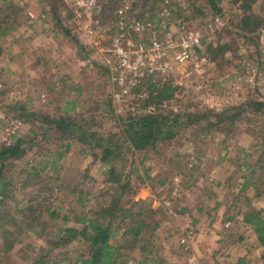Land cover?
Returning <instances> with one entry per match:
<instances>
[{"label": "rangeland", "instance_id": "rangeland-1", "mask_svg": "<svg viewBox=\"0 0 264 264\" xmlns=\"http://www.w3.org/2000/svg\"><path fill=\"white\" fill-rule=\"evenodd\" d=\"M141 1L144 2L143 0H130V3ZM150 1L146 0L145 2L152 6ZM254 1V4L251 5L252 10L244 13L246 11L243 6L246 0H222L219 4L222 13L217 16L205 7L204 3H197L194 10L187 11V14L192 16L187 21L183 20L184 10L188 9L192 2L171 0L170 6H167L163 0L159 1L152 14H162L164 10H168L166 6L170 7L169 9L172 11V20L170 19V21H182L188 28L198 32L203 40L202 46L206 56L209 57L208 48L210 46L228 42L233 46L237 44L240 47L237 58L230 54L227 55L231 64L220 70L214 69L208 63L199 68L191 63L184 66L172 64L173 71L167 77L166 82L170 81L172 86L179 88L177 97L180 102L170 104L168 109L177 112L182 105L190 106L188 112L193 111L195 109L193 106L197 105L221 109L227 105L243 103L248 96L255 97L256 88L264 96V26L259 32L260 42L256 50L252 43L248 48L243 47L239 40L235 44L230 39L232 34H229L230 31L234 33L237 31L236 24H234L236 22H232L236 20V16L264 14L262 13L264 12V0ZM108 7L101 18L107 31L105 35L98 37L86 36L79 32L72 21L71 8L62 0L0 1V83L2 84L0 105L12 119L19 123V136L14 140L22 139L27 148L25 156L20 160L5 163L2 177L14 188L8 194L5 204L0 206V215L7 216L9 219L14 218L17 222L22 220L24 222L21 223L22 227L25 226V223L36 224L38 233L43 230L46 235L45 238H39L32 233L26 234L22 230L23 239H19L12 250L3 253V249L0 247V264H31L32 259L46 251L50 258L48 264H64L60 262L64 255L76 258L86 251V247L80 239L70 243L65 249H54L46 241L51 244L54 235L58 233V228L80 229V226L72 219L81 213L90 214L94 196L105 188L106 167L87 154L88 147L85 148V152H82L83 146L72 142L66 149L67 142L64 141L61 145L58 139L54 140L52 132L45 133L47 140L40 142L44 133L43 130H37L38 137L33 138L30 126L19 120L16 112L19 106H25L28 110L38 109L44 99H50V97L48 98L49 90L55 87L53 103L49 110L53 113L52 115H57V110L62 109L67 102L74 101L76 104L75 116L94 115L96 119L94 131L96 133L103 131L104 134L105 131L104 135H106L116 131V125L106 118L107 115L110 117L111 113L116 116L134 113L133 108L136 107V104L133 101L132 93L128 95L121 93V89L113 82V75L106 63L107 61L111 63L113 58L110 53L104 51L103 47L109 45V40L114 34V31H109V24L113 20V7ZM199 9L204 10L199 12L197 11ZM29 12L33 13L34 18H29ZM132 38L139 37L133 35ZM103 63L109 69L110 83L102 74L99 64ZM151 79L161 82L159 78L152 77ZM62 81H65V85L60 90L58 88L62 86ZM74 112H70V114L74 115ZM247 119L250 121L248 122ZM238 124L239 133L233 140L235 148L231 149L232 153L241 155L245 150L246 152L253 151L255 157L259 156L262 150L261 148L255 149L254 146L258 144L257 141L264 133V115L244 116ZM187 133L190 135V130ZM206 135L202 134L200 139ZM217 137L208 135L204 138L207 143H210L208 146L210 154L205 157L210 155L208 160L211 163L215 161L213 156L216 157L217 153H223L220 147L211 146L212 142L220 139ZM191 140L192 138L186 139L185 135L181 134L173 140L167 151L159 148L162 150L161 154H150L149 158L141 164L142 155L135 154L136 157L131 158V152L128 151V154L123 153L122 160L115 162L117 173L130 174L131 185L135 189V193L129 195L128 198L131 201L141 200L145 207L159 210L158 219L162 223L155 239H179L188 230L193 231L194 235L189 237V239H193L196 230L190 226V221L186 218L190 214V209L205 205L213 206V197L207 196L209 193L212 194L209 190V186H211L209 182L204 184L200 180L199 187L203 186L205 189L200 188L199 192L194 190V193L184 191V187L178 191L172 189L175 185L170 182L172 175L169 170L171 167L163 158L176 159L175 157L179 156L178 160L181 161L187 154H192ZM179 142L184 144L179 146ZM51 164H53V169ZM135 168L139 172L133 173ZM172 168L174 173L178 172L173 165ZM145 171L151 180L141 182L140 179L144 178ZM244 172L241 169L235 176L239 184L231 191L234 196H226L224 193L227 191L225 192L226 188L224 187L218 189V198L223 196L221 201H225L226 205L231 207L235 206V211L237 208L246 210L245 206L248 202L252 208L260 210L257 207L258 205L264 206V195L256 197V191L251 185L246 189L242 188L246 177ZM207 175V178L213 175L212 180L222 179L225 182L219 170H216L214 174L210 170ZM162 177H169V179L164 187L158 188L156 181ZM44 181L45 183H43ZM213 183L215 182L212 181L211 184ZM39 188H41V193ZM170 189L172 190L170 191ZM85 193L89 194L85 195ZM82 196V200L85 202L83 206L77 203L78 197ZM38 204L39 206H37ZM31 206L32 211H30ZM122 206L128 208L130 205ZM44 208L48 210H41ZM139 208L136 206L133 211ZM179 208L189 211L179 216ZM23 210L27 211L24 216L20 214ZM39 210H41L40 213ZM33 211L35 216L39 213L37 219L30 217L34 213ZM51 212H58L59 216L56 219L50 218L49 213ZM65 216L69 217L67 223L62 221ZM226 224L229 226L225 227L227 233L224 236L231 231H236V228L230 226V223ZM254 237L256 239V236ZM207 238L209 239V236ZM155 249H158V254H160L163 249L161 242ZM175 249L177 250V248Z\"/></svg>", "mask_w": 264, "mask_h": 264}, {"label": "trees", "instance_id": "trees-1", "mask_svg": "<svg viewBox=\"0 0 264 264\" xmlns=\"http://www.w3.org/2000/svg\"><path fill=\"white\" fill-rule=\"evenodd\" d=\"M143 1L140 4L145 9L148 4L145 2L146 0ZM159 1H150L152 6L147 10L149 18L152 17L153 9L158 6ZM189 2H192V5L184 10V17L182 16L184 21L190 20L192 16L187 14V11L194 10L197 3H204L205 7L211 10L215 16L222 13L219 8L222 0H189ZM254 2V0H246L243 6L246 11L244 13L252 10L251 5ZM204 9L197 11L203 12ZM232 22H236L234 24L237 28L236 33L233 31L229 33L232 34L230 36L232 42L236 44L239 40L245 48L251 47L250 43H252L256 50L260 42L259 32L264 26V14L260 13L258 16L244 14L240 17L236 16V20ZM239 49L240 47L237 44L233 46L228 42L222 45L210 46L208 48L207 63L212 65L214 69L220 70L231 64L227 55L230 54L237 58ZM99 65L106 81L110 83L108 67L104 63ZM61 83L62 86L58 88L60 90L63 89L65 81ZM55 89V87H52L49 90L48 98L50 97V99H44L36 110H28L25 106H19L16 112L17 118L30 126V133L33 138L38 137L37 130H43L44 136L40 142L47 140L45 133L52 132L55 136H52L54 140L58 139L61 145L64 141L67 142L65 144L66 149L70 147L72 142L83 146L82 152H85V148L88 147L89 152L87 151V154L105 166L107 174L105 188L94 196L93 208L90 214L81 213L78 216L75 215L72 219L80 226V229L72 227L58 228V233L54 235L51 244L45 240L54 249H65L70 243L78 239L83 242L86 247L84 254L76 258L64 255L60 259V262L64 264H165L158 254V249H155L159 243V239L155 238L162 223L158 219L159 210L145 207L144 202L141 200L131 201L128 198L129 195L135 193V189L131 185L130 174L117 173L116 160H122L123 153L128 154V152H131V158H135V154L142 155L141 164L149 158L150 154H161L162 150H159V148L167 151L173 140L184 134L186 139L192 138L190 142L193 144V153L187 154L181 161L178 160L179 156H176V159L164 157L163 160L169 163L171 167L169 170L170 175H172L170 182L175 185L172 189L178 191L181 187H184V191L194 193V190H196L199 192L198 189L201 188L198 186L199 181L205 182L207 174L210 172L208 165L204 166L210 143H207L204 138L208 135H216L217 138H220L222 145H233V140L239 133L238 122L244 116L264 115V96L259 93L257 88L255 89L256 96H248L243 103L227 105L221 109H215L207 105L202 107L197 105L193 106L195 109L191 112H188L190 106L182 105L179 111L174 112L168 109V106L174 102H180L177 97L179 88L172 86L170 81L161 83L149 79L144 81L132 93L133 101L136 104V107L133 108V114L116 116L111 113L110 117L106 116L109 121L116 125V131L104 135L105 131L104 134L103 131L100 133L94 131L96 121L94 115L88 117L75 116L76 104L74 101L67 102L62 109L56 111L57 115H52L53 113L49 110L53 103L52 97L55 94ZM58 95L61 96L60 93ZM54 101L56 100L54 99ZM182 107L184 108L181 109ZM70 112H74V115H71ZM247 121L249 122L250 119H247ZM188 130L191 132L190 135L187 133ZM204 133L207 135L200 139V136ZM261 135L259 141H257L258 144L254 146L255 149L261 148L262 151L259 156L255 157L253 151L246 152L243 150V154H234L231 159L234 170L230 175V179L231 176H235L239 170L243 169L246 177L242 188L246 189L250 185L253 186L256 197L264 195V133ZM183 144L182 142L178 143L179 146ZM26 152L25 142L19 138L13 140L10 145L0 147V206L5 204L8 194L14 188L2 177L5 163L20 160ZM213 157L215 158L214 162L221 163L220 159ZM172 165L178 170L177 173L173 172ZM51 166L53 169V164ZM146 170L148 171V169ZM133 171V173L139 172L136 168ZM147 171L143 174L144 178L140 179L141 182L151 180L147 175ZM34 174H36L35 171ZM168 179L169 177L159 178L156 181V186L158 188L164 187ZM40 189L38 190L41 193ZM202 193L207 194L204 191ZM88 194L85 193V195ZM207 196H212L215 205H219L215 201L216 196L213 193H209ZM82 199L83 196L77 199V203L81 206L85 203ZM122 205L130 206L123 208ZM136 206L140 208L133 211ZM245 207L246 210L241 213L242 223L252 230L258 243L264 246V209L256 210L251 207L249 202L246 203ZM41 210L47 211L48 209ZM41 210H39V213ZM30 211H32V206ZM188 211L179 208L178 214L183 215ZM26 212V210H23L20 214L24 216ZM58 214V212H51L49 217L56 219L59 216ZM37 215L35 216L34 212L30 217L37 219ZM15 220L0 215V247L3 249V253L12 250L19 239H23L22 230L26 234L32 233L39 238L46 237L43 230L38 233L36 224L25 223V226L22 227L21 223L24 222ZM62 221L69 222V217H63ZM46 252L32 259L31 264H48L50 258Z\"/></svg>", "mask_w": 264, "mask_h": 264}, {"label": "built area", "instance_id": "built-area-1", "mask_svg": "<svg viewBox=\"0 0 264 264\" xmlns=\"http://www.w3.org/2000/svg\"><path fill=\"white\" fill-rule=\"evenodd\" d=\"M62 2L71 8L73 23L86 36L102 37L106 34L101 18L108 6L113 7V20L108 30L114 31V34L109 45L103 48L113 58L111 63H106L113 75V82L123 94L133 93L152 77L159 78L161 83L166 82L173 71V65L184 66L191 63L199 68L207 64L203 40L198 32L188 28L182 21H170L172 11L167 6H170L171 0H163L168 10H164L162 14H152L151 18L147 14L149 5L143 9L140 2L130 3V0ZM133 35L139 38H132ZM1 88L0 83V90ZM18 130L19 123L0 105V147L10 145L19 136ZM228 226L229 224L225 225L226 228ZM190 236H193V231H186L179 237L178 244L186 248Z\"/></svg>", "mask_w": 264, "mask_h": 264}, {"label": "crops", "instance_id": "crops-1", "mask_svg": "<svg viewBox=\"0 0 264 264\" xmlns=\"http://www.w3.org/2000/svg\"><path fill=\"white\" fill-rule=\"evenodd\" d=\"M28 16L34 18L32 12H29ZM232 144L222 145L220 139L212 142L211 146L216 145V147L222 149L223 153H217L216 155L221 163H211L208 160V157L211 156L208 155L204 160V166L209 164V170H212L213 174L216 170H219L225 182L222 179L212 180L213 175H210L204 184L206 182L210 183L211 186L208 184L206 186H209L210 192L216 196L215 201L219 205H215L214 202L213 206L210 207L205 205L204 207L199 206L190 209V214L186 218L190 221V226L196 230V234L193 239L188 240L189 244L186 248L178 244V239H159L164 249V251L163 249L160 251L159 255L165 264H264V246L258 243L252 230L242 223L241 213L245 211V208H237V211H235V206L231 207L226 205L225 201H221L223 196L218 198V189L225 187V192H227L224 194L234 196L231 191L239 184L235 179L237 174L231 176L230 179V175L234 170L231 160L234 153L231 149L235 147H233L234 143ZM208 154L210 153L208 152ZM212 181L215 183L211 184ZM200 186L202 185L200 184ZM255 204L253 205L255 206ZM257 208L264 209V206L258 205ZM233 212L235 213L233 214ZM226 223H230V226L235 227L236 231H231V233L224 236L227 233Z\"/></svg>", "mask_w": 264, "mask_h": 264}]
</instances>
